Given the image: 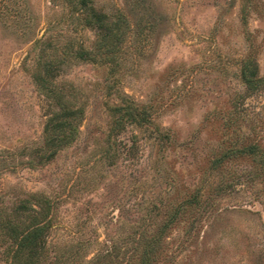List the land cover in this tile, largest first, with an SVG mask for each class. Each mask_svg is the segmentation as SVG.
<instances>
[{
	"label": "rangeland",
	"instance_id": "obj_1",
	"mask_svg": "<svg viewBox=\"0 0 264 264\" xmlns=\"http://www.w3.org/2000/svg\"><path fill=\"white\" fill-rule=\"evenodd\" d=\"M93 5L126 29L119 65L62 68L57 91L84 116L74 142L43 163L44 124L58 108L30 75L38 50L49 38L90 49L96 31H77L59 1L0 0V207L30 194L51 204L44 264L68 246L79 247L70 264L113 251L122 261L198 190L209 206L169 230L156 264H264V176L250 174L246 157L215 164L230 148H264V85L248 90L239 71L252 55L264 79V0ZM119 96L146 109V128H115ZM6 248L0 240V264Z\"/></svg>",
	"mask_w": 264,
	"mask_h": 264
},
{
	"label": "trees",
	"instance_id": "obj_2",
	"mask_svg": "<svg viewBox=\"0 0 264 264\" xmlns=\"http://www.w3.org/2000/svg\"><path fill=\"white\" fill-rule=\"evenodd\" d=\"M54 1L68 7L69 17L77 31L94 30L96 37L90 49L84 42L66 41L56 45L49 38L38 50V60L30 75L39 91L53 103L52 106L58 108L50 114L44 124L41 149L43 163L51 161L59 151L74 142L84 116L82 107L72 104L66 100L63 93L57 91L56 80L60 77L62 68L74 62H107L114 68L117 67L119 64L115 54L118 53L126 35L121 21L110 20L106 13L94 7L93 0ZM239 71L240 80L248 90L256 91L264 85V79L259 76L258 64L252 55L241 61ZM112 110L116 117L115 128L130 124L142 130L150 123V115L145 108H138L122 96L117 98ZM156 132L162 141L168 139L162 131ZM242 157L253 162L250 174L256 177L264 176V148L257 144L223 151L216 159V168ZM207 206L209 203L202 192L196 190L185 202L166 213L165 220L152 234L143 233L132 240L131 253L123 252L122 261L118 260L119 255L113 251L98 257L95 262L92 260L86 264H156L163 253L164 239L169 230L185 216L194 219L202 215ZM52 223L51 204L36 194L28 195L9 212L0 207V240L7 243L4 253L6 263L44 264L49 257L48 238L53 229ZM78 249V246H68L63 252L55 254V264L74 263Z\"/></svg>",
	"mask_w": 264,
	"mask_h": 264
}]
</instances>
